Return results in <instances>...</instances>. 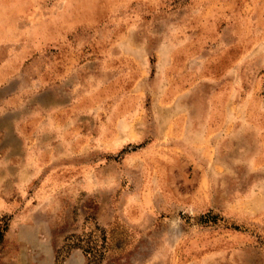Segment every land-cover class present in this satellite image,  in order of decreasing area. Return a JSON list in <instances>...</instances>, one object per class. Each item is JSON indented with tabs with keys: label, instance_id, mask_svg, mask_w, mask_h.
<instances>
[{
	"label": "rangeland",
	"instance_id": "1",
	"mask_svg": "<svg viewBox=\"0 0 264 264\" xmlns=\"http://www.w3.org/2000/svg\"><path fill=\"white\" fill-rule=\"evenodd\" d=\"M3 225L0 264H264V0H0Z\"/></svg>",
	"mask_w": 264,
	"mask_h": 264
},
{
	"label": "trees",
	"instance_id": "2",
	"mask_svg": "<svg viewBox=\"0 0 264 264\" xmlns=\"http://www.w3.org/2000/svg\"><path fill=\"white\" fill-rule=\"evenodd\" d=\"M211 220L214 221V218H212ZM5 229H6L5 225L1 226V229H0V240L2 239V234L5 231Z\"/></svg>",
	"mask_w": 264,
	"mask_h": 264
}]
</instances>
